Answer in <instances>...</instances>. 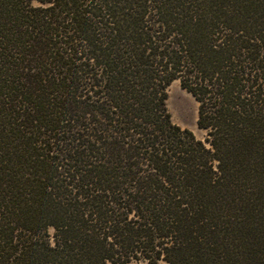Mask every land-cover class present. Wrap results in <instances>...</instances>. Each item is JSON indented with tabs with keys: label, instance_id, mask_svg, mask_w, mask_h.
Instances as JSON below:
<instances>
[{
	"label": "trees",
	"instance_id": "obj_1",
	"mask_svg": "<svg viewBox=\"0 0 264 264\" xmlns=\"http://www.w3.org/2000/svg\"><path fill=\"white\" fill-rule=\"evenodd\" d=\"M141 262L264 264V0H0V264Z\"/></svg>",
	"mask_w": 264,
	"mask_h": 264
},
{
	"label": "rangeland",
	"instance_id": "obj_2",
	"mask_svg": "<svg viewBox=\"0 0 264 264\" xmlns=\"http://www.w3.org/2000/svg\"><path fill=\"white\" fill-rule=\"evenodd\" d=\"M167 94L168 99L166 101V106L167 111L171 116L172 123L182 129L191 131L196 139L202 140L205 133L198 130L196 126L198 104L190 95L186 94L179 88L177 81L173 82L168 87ZM140 264L146 263L141 262ZM158 264L165 263L159 262Z\"/></svg>",
	"mask_w": 264,
	"mask_h": 264
}]
</instances>
